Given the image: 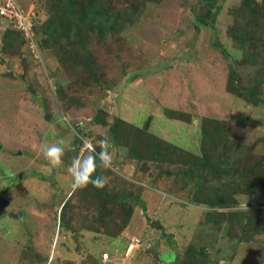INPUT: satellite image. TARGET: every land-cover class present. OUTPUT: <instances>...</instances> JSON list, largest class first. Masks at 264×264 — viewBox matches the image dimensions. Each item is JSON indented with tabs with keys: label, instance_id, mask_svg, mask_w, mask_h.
Listing matches in <instances>:
<instances>
[{
	"label": "rangeland",
	"instance_id": "1",
	"mask_svg": "<svg viewBox=\"0 0 264 264\" xmlns=\"http://www.w3.org/2000/svg\"><path fill=\"white\" fill-rule=\"evenodd\" d=\"M15 1L60 25L38 54L0 17V264H264V0Z\"/></svg>",
	"mask_w": 264,
	"mask_h": 264
},
{
	"label": "clouds",
	"instance_id": "2",
	"mask_svg": "<svg viewBox=\"0 0 264 264\" xmlns=\"http://www.w3.org/2000/svg\"><path fill=\"white\" fill-rule=\"evenodd\" d=\"M98 143L101 149L98 154L96 153L95 148H93L92 152L85 158H74L71 164L67 166V172L71 176V188L73 190L85 188L88 185H92L96 189H103L105 187L106 179L103 176L96 174L98 167L97 161L99 160V166L104 169L112 168V155L109 151L110 140L109 138H104L99 140ZM44 154L51 165L57 167L63 166V157L65 155L63 141L48 146L45 149Z\"/></svg>",
	"mask_w": 264,
	"mask_h": 264
},
{
	"label": "trees",
	"instance_id": "3",
	"mask_svg": "<svg viewBox=\"0 0 264 264\" xmlns=\"http://www.w3.org/2000/svg\"><path fill=\"white\" fill-rule=\"evenodd\" d=\"M16 2V1H15ZM57 17L58 16H56L54 19H51L50 18V20L48 19V20H44V22L43 23H41V25L37 28L36 26V23H35V20L34 19H31L30 21H31V25H30V29H31V32H32V34H33V38H32V40H33V42H34V45H35V49H36V51H37V53H38V51H39V48L40 47H43L44 45H46V46H48L49 44H48V42H49V40L50 39H48L49 38V35H53L54 33H55V31H56V29H58V25H60V17H58V19H57ZM203 21V19H201V22ZM56 23H59L58 25L56 24ZM12 25V26H11ZM9 27H10V29L8 30V35H7V37H10V39H11V41H12V37L13 38H16L17 39V41L21 44V43H23L24 42V44H25V46L26 47H28L27 49H29V51L31 52V53H33V49L30 47V46H28L29 45V39H27L25 36H24V34H23V32L21 31V30H19V29H17V28H15L14 26H13V24H11ZM9 39V40H10ZM48 40V41H47ZM56 42L57 43H59L60 41H58V40H55V44H56ZM51 45V44H50ZM26 49V51H25V53H27L28 52V50ZM30 53V54H31ZM39 54V53H38ZM242 94V93H241ZM241 96V95H240ZM243 98L245 99V100H248L249 101V99L247 98V97H244L243 96ZM255 103V102H254ZM94 122L96 123V124H99V125H103V126H105L106 125V123L104 122V121H100L99 119H94ZM81 138V137H80ZM4 194L5 192H3V190L0 192V195L1 194ZM3 196V195H2ZM4 197V196H3ZM7 200V199H6ZM119 204H123V203H119ZM138 204V205H137ZM136 205L137 206H139V207H141V209H145V205H144V201H140V203H137Z\"/></svg>",
	"mask_w": 264,
	"mask_h": 264
},
{
	"label": "built area",
	"instance_id": "4",
	"mask_svg": "<svg viewBox=\"0 0 264 264\" xmlns=\"http://www.w3.org/2000/svg\"><path fill=\"white\" fill-rule=\"evenodd\" d=\"M0 17L8 19L15 28L21 30L24 36L29 39L30 47L37 53L32 40L33 34L30 29V21L27 17H24L15 0H0ZM31 44L33 46H31ZM84 148L91 147L89 144H86L84 145Z\"/></svg>",
	"mask_w": 264,
	"mask_h": 264
},
{
	"label": "water",
	"instance_id": "5",
	"mask_svg": "<svg viewBox=\"0 0 264 264\" xmlns=\"http://www.w3.org/2000/svg\"><path fill=\"white\" fill-rule=\"evenodd\" d=\"M7 203V200L0 195V207H2L4 204ZM152 226L161 228L162 226L158 222L151 223ZM148 253L152 254V256H156L158 253V250L154 247H149Z\"/></svg>",
	"mask_w": 264,
	"mask_h": 264
},
{
	"label": "flooded vegetation",
	"instance_id": "6",
	"mask_svg": "<svg viewBox=\"0 0 264 264\" xmlns=\"http://www.w3.org/2000/svg\"><path fill=\"white\" fill-rule=\"evenodd\" d=\"M5 194V193H4ZM7 199V198H6ZM0 210H2V207H0Z\"/></svg>",
	"mask_w": 264,
	"mask_h": 264
},
{
	"label": "crops",
	"instance_id": "7",
	"mask_svg": "<svg viewBox=\"0 0 264 264\" xmlns=\"http://www.w3.org/2000/svg\"><path fill=\"white\" fill-rule=\"evenodd\" d=\"M4 206H2V209H3Z\"/></svg>",
	"mask_w": 264,
	"mask_h": 264
}]
</instances>
